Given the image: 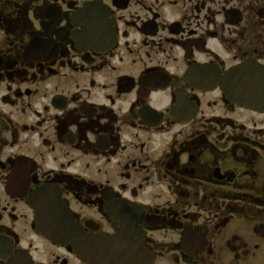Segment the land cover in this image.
Segmentation results:
<instances>
[{"label": "flooded vegetation", "instance_id": "flooded-vegetation-1", "mask_svg": "<svg viewBox=\"0 0 264 264\" xmlns=\"http://www.w3.org/2000/svg\"><path fill=\"white\" fill-rule=\"evenodd\" d=\"M0 264H264V0H0Z\"/></svg>", "mask_w": 264, "mask_h": 264}]
</instances>
